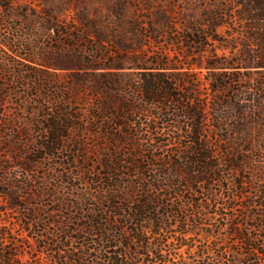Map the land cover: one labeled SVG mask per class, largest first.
<instances>
[{"label": "trees", "instance_id": "obj_1", "mask_svg": "<svg viewBox=\"0 0 264 264\" xmlns=\"http://www.w3.org/2000/svg\"><path fill=\"white\" fill-rule=\"evenodd\" d=\"M20 1L0 0V28L23 33L0 38V71L10 66L0 79V264H169L161 233L189 248L196 230L208 245L178 264H221L227 238L244 251L235 264H264V81L232 87L234 65L264 74V0L230 1L250 35L223 60L218 5ZM45 161L56 171L49 191L28 177ZM74 179L83 189L57 197ZM49 195L54 210L30 204ZM14 212L21 247L5 219ZM217 216L223 229L210 226Z\"/></svg>", "mask_w": 264, "mask_h": 264}, {"label": "rangeland", "instance_id": "obj_2", "mask_svg": "<svg viewBox=\"0 0 264 264\" xmlns=\"http://www.w3.org/2000/svg\"><path fill=\"white\" fill-rule=\"evenodd\" d=\"M232 0H167V3L173 4L177 11L183 7L187 6H196V7H207L211 5H218L221 6L222 12L225 15L223 18V22L225 23L223 27H221L218 30V37L220 42L216 45L214 48V56L216 59H231L233 57H237L241 51H243L244 48H246L248 42H247V36L250 35V33L244 29L243 24L239 22V19L237 18V15L234 14L232 3L230 2ZM20 4L23 7H27L29 9H37L38 4L36 0H21ZM17 26V25H15ZM14 27V26H13ZM1 37H14V39H22L23 33H21L20 30L17 29V27H7V28H0V38ZM222 45H227L228 49H222ZM210 49V47H208ZM5 58V56L0 51V59ZM10 66L5 67V71H0V79L4 78V76H7V73L9 71ZM234 73L238 77L237 81L232 84L233 90H238L244 93H248L246 91V86H251L252 83H255L256 81H264V74H259V72L250 71L245 68V66L240 65H234ZM195 76L202 80L204 75L203 72H198V74ZM250 76L253 78V80L248 81L245 80V77ZM202 94H206V91H201ZM11 102H14V98H11L10 100H7L6 104V110L10 112V110H13V107L11 106ZM14 113V112H13ZM10 115L9 122H11L13 127L20 126L19 122L14 119V117ZM53 170V162L52 161H45L44 166L42 169L29 173L28 177L32 181V185L35 186V188H41L42 190L45 189V191H49V189H53L55 186V183L52 182L50 177L52 175H55L52 172ZM15 172L17 170H14ZM248 178L247 183L250 181L253 182L255 185H259L257 182V178L254 174H248V176H245ZM34 188V189H35ZM80 191L83 189V186L79 183L78 180L74 179L72 180V183L70 185H66L65 187H59L57 190V197H69L71 195L72 191L74 190ZM215 193L218 194L217 187H215ZM244 191L250 194L251 198L253 199L256 192L255 189L251 188L249 184L244 186ZM76 193V192H75ZM74 193V194H75ZM79 193V192H78ZM236 203L237 207L232 211V214L234 215L235 219L238 222H241L240 218L238 217L241 209L239 206L243 204V196H241L239 193L236 195ZM52 195H49L48 197L42 198L40 200H31L30 204L37 205L40 209H42L44 212L46 210H54L55 206L52 202ZM17 213H11L7 217H5L7 223V228L10 230L9 237L11 239H16L17 244L21 247V238L23 237V233L20 230V228L17 225V219L16 216ZM211 227L215 229V227L220 226L222 229L225 227L223 224L225 221H223L218 216L215 217L213 220H211ZM207 223L205 222L203 225H201L199 228L201 230H204L207 226ZM201 231L195 232V235L193 238L187 240V244L190 246L189 248L186 247H180L179 243L176 242L175 238L170 233H161V239L164 241V248L163 253L164 255L170 256L171 261L169 264H178V261L181 257H187L189 252L195 253L196 255L199 254L198 252L201 250V247H205L208 245V242L203 236H201ZM226 251L224 258L221 260V264H235L236 263V256L240 255L244 251L241 249L240 245L235 243L234 238H227L226 239ZM24 251L21 252L20 255V261L22 263L27 262L30 260V255L26 249H23ZM170 253V255H169ZM217 253L215 251L210 252V255H207V258L210 260L217 259L216 257ZM234 255V256H233ZM236 255V256H235ZM174 256V259L172 258ZM206 256V255H205ZM218 260V259H217ZM192 264V262H190Z\"/></svg>", "mask_w": 264, "mask_h": 264}]
</instances>
